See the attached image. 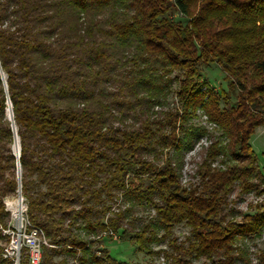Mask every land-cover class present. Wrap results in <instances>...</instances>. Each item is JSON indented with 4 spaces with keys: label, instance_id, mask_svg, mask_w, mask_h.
Here are the masks:
<instances>
[{
    "label": "trees",
    "instance_id": "16d2710c",
    "mask_svg": "<svg viewBox=\"0 0 264 264\" xmlns=\"http://www.w3.org/2000/svg\"><path fill=\"white\" fill-rule=\"evenodd\" d=\"M203 64L223 69L237 103ZM175 80L180 104L165 110ZM200 110L222 134L186 185L185 156L209 133L192 122ZM262 125L264 0H0V241L19 161L26 215L48 242L40 264H120L94 247L119 231L151 255L169 237L167 264H250L264 209L244 214L232 195L264 193L250 142ZM139 209L154 215L137 223ZM183 222L186 239L170 238ZM4 247L0 264H14Z\"/></svg>",
    "mask_w": 264,
    "mask_h": 264
},
{
    "label": "rangeland",
    "instance_id": "374dc122",
    "mask_svg": "<svg viewBox=\"0 0 264 264\" xmlns=\"http://www.w3.org/2000/svg\"><path fill=\"white\" fill-rule=\"evenodd\" d=\"M168 15L174 18L175 21L186 22L185 18H182L181 15L175 10H171ZM202 68V77L203 79H208L213 87L218 91L225 90L230 94V99L233 103H237L240 98V89L238 87L232 86L230 80L225 78L226 73L221 67L216 64L206 65L203 64ZM179 83L177 80L173 83V92L169 95L168 104L165 107V110H173L179 106V100L177 98L176 89L178 88ZM192 122L197 125H202L208 129V135L204 136L194 150L190 151L185 156V163L183 167V177L182 182L188 184L192 180V175L195 174V171L203 159V156L206 152V149L210 144L220 138L222 131L218 126L209 121L207 115L202 111H198V116L192 119ZM250 142L254 150L256 151L260 163L264 164V125L258 127L255 133L252 135ZM167 153V152H166ZM219 160V159H218ZM214 165L220 166L218 162H215ZM233 199H236L235 208L242 211L244 214L256 213L258 206L261 209H264V193L257 194L256 192H247L243 193L241 197H238L237 192L232 195ZM122 200H118L117 204L113 205V210L117 211L121 205ZM109 203V201H107ZM123 203V202H122ZM23 204L24 198H23ZM6 206L10 209L11 212V221L13 222L12 226L17 225V216L19 209L21 207V199L19 194L10 196L6 198ZM25 218H27L24 211ZM110 215V214H108ZM154 215V210L151 209H139L136 212L137 223H142L143 221H148ZM239 221L241 218L238 219ZM190 227L183 223L177 224L173 229V235L170 238H177L178 241H183L190 234ZM85 239H92L93 236L86 234L84 231L80 232ZM163 233H159V236ZM11 237L7 236L6 241H0L4 246H13L11 242ZM17 238V236H16ZM169 238V237H168ZM168 238H162L159 243L152 244V249L154 251H161L159 254L151 255L147 251H140L137 246L131 244L127 235L121 233H115L110 237L109 235H103L101 242H97L98 245H95L96 249L100 247L107 248L111 255L116 258L120 264H167V257L163 252V249L168 248ZM23 242V241H22ZM48 244V242H47ZM249 246V258L250 264H264V233L261 237L257 239L250 240L248 243ZM27 248L24 246L22 249V258L24 252ZM27 251V250H26ZM28 254V252H27ZM65 255L58 257L61 259ZM70 264H78L74 257H68ZM192 264H217L210 259L200 258L192 259ZM240 264H243L242 262Z\"/></svg>",
    "mask_w": 264,
    "mask_h": 264
},
{
    "label": "built area",
    "instance_id": "2783aa9c",
    "mask_svg": "<svg viewBox=\"0 0 264 264\" xmlns=\"http://www.w3.org/2000/svg\"><path fill=\"white\" fill-rule=\"evenodd\" d=\"M7 209L10 211L8 207ZM24 211L26 213L27 206L23 204L22 199L17 216L16 229L12 226L13 222L10 220L9 227L3 230V234L11 237V241L9 242L13 245L4 247V257L12 259L14 264H21L22 249L25 246L27 248L30 263L40 264L43 260L42 245L47 244V240L42 229L33 226L28 217L25 218Z\"/></svg>",
    "mask_w": 264,
    "mask_h": 264
},
{
    "label": "water",
    "instance_id": "95a60500",
    "mask_svg": "<svg viewBox=\"0 0 264 264\" xmlns=\"http://www.w3.org/2000/svg\"><path fill=\"white\" fill-rule=\"evenodd\" d=\"M9 109H10V112L8 113V115H9L10 120H12V122H13V129L15 131L14 152L17 155V157L19 158V156H20V141H19V137H18L17 132H16V125H15L14 120H13V111H12L11 104L9 105L8 110ZM17 175H18V180H19V185H20L19 197L22 200L23 199V196H22V193H21V175H22V170H21V165H20V162L19 161H18V171H17Z\"/></svg>",
    "mask_w": 264,
    "mask_h": 264
},
{
    "label": "bare ground",
    "instance_id": "6f19581e",
    "mask_svg": "<svg viewBox=\"0 0 264 264\" xmlns=\"http://www.w3.org/2000/svg\"><path fill=\"white\" fill-rule=\"evenodd\" d=\"M10 112V109L8 110V113Z\"/></svg>",
    "mask_w": 264,
    "mask_h": 264
}]
</instances>
